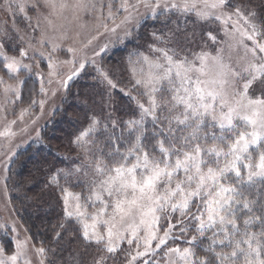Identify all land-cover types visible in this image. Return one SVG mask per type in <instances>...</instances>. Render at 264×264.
Listing matches in <instances>:
<instances>
[{
    "label": "snow or ice",
    "instance_id": "obj_1",
    "mask_svg": "<svg viewBox=\"0 0 264 264\" xmlns=\"http://www.w3.org/2000/svg\"><path fill=\"white\" fill-rule=\"evenodd\" d=\"M0 7L13 17L12 31L32 50V59H47L48 84L57 85L50 89L52 96L88 63L85 57L76 66L74 47L68 48L73 60L54 59L62 43L73 39L71 25L82 15L98 12L104 29H97L89 45L106 34L123 42L149 16L177 17L175 29L151 33L149 54L129 58L131 88L125 95L138 114L121 120L109 113L105 121L91 116L72 140L80 163L50 178L57 188L61 174L74 178L82 189L69 193L60 188L63 218L54 235L57 242L67 235L85 247L95 245L103 254L93 264L115 261L121 252L130 257L126 264L141 258L143 264H264V16L250 7V0H121L116 11L111 0H5ZM16 16L23 17L24 29ZM190 17L191 32L186 27ZM213 21L224 37L205 32L213 48L204 43L196 51L175 43L183 32L194 44L196 26ZM13 39L4 28V67L9 73L30 71L22 59L7 55L4 41ZM108 47L104 43L95 55ZM27 49H19L21 58L28 57ZM58 63L72 66L66 78L60 77ZM97 72L117 88L108 72L99 67ZM9 90L19 98V88ZM40 90L46 92L43 85ZM39 103L43 112L46 101ZM5 135L15 133L0 132ZM30 239L13 237L11 254L0 246V264H33L30 253L39 258L37 264H45L49 250ZM125 243L129 250L122 247Z\"/></svg>",
    "mask_w": 264,
    "mask_h": 264
},
{
    "label": "rangeland",
    "instance_id": "obj_2",
    "mask_svg": "<svg viewBox=\"0 0 264 264\" xmlns=\"http://www.w3.org/2000/svg\"><path fill=\"white\" fill-rule=\"evenodd\" d=\"M259 1L264 5V0ZM105 2H107V0H105ZM111 2L114 5V11L119 9L121 0H111ZM131 2L134 3L135 0H131ZM4 3L5 0H0V6H2ZM232 3H243V0H232ZM140 11L144 12V9L141 8ZM29 15L32 16L34 14L29 12ZM104 15L107 16V10H105ZM122 15V11L118 13V17ZM98 16V12L95 14L82 15V18L79 21L74 22L71 25L72 31L70 33L73 39L66 40L62 43L61 48L54 54V59L58 62L73 60L74 55L73 53L68 51V48L74 47L78 49V51L75 53L77 67L82 59H84L85 57L88 58V63L86 67L80 73L88 71L86 69L95 70L97 72L98 67L108 72L109 69L107 68L106 63H103L101 60L102 55L107 53L108 50L111 51L116 47H123V45H125V43L129 42L130 40L135 41L134 47L132 46L131 49H128L129 51H126L125 54L124 74L126 79L125 92H127L131 88L129 58L131 57L132 60H135L136 54L138 52L149 54L148 45L150 43H153L151 33L153 31L168 33L170 29H175L176 25L173 24L172 21L176 20L177 17L176 15H172L170 19H165L163 16H161L160 18L154 20L149 16L142 22L139 29H134L133 35L131 37L124 38L123 42L116 41V38L114 36L106 34L100 36L99 39L94 40L92 44L89 45L88 41L91 40L93 36L97 35V29H99V32L101 33H103L104 31V29L100 27V20L97 19ZM191 19V17L188 18L189 22L186 25L189 32H191L193 28L190 22ZM15 20L17 25L21 29L25 28L26 22L24 21L22 16H16ZM105 22L111 25L110 21ZM12 23L13 17L9 13L4 11L2 7H0V35H2V30L4 28H8L10 35L14 37L13 40L4 41L7 55L15 56L17 57V59H22L23 64L31 66V70L29 71L28 69L21 68L19 73H9L8 70L4 67L3 59L0 58L3 62L4 68V73L0 74V132L10 130V132L15 133V135L0 136V225L4 226L0 227V246H3L6 249V254H11L15 249L13 237H17L20 240H24L26 237H30L27 230L24 228L21 221L17 217V214L14 210L15 206L11 202L12 193L11 190H9L10 188L8 186V169L13 162L14 156L19 150H23L29 144L39 141L41 130L52 119L54 113L60 108L61 103L63 102L65 97L66 89L60 88V90L55 96L51 95L50 89L57 87V85L55 83L52 85L48 84L49 69L47 67V59L40 58L38 55L35 59H32V50L27 49V44L25 42L20 41L16 37V33L12 31ZM180 23L181 28H184L185 24L183 18H181ZM34 24L35 20L33 19V25ZM143 26L146 29L145 32L139 31L140 28H143ZM220 27L221 26L219 22L214 21L199 24L195 28L197 36L196 42L194 44L189 43L187 40L184 39L183 32H181L176 38H174L175 43L181 48L193 49L196 51H199L200 46L204 43H207L209 48H213L212 42L208 40L207 36H205L204 33L207 31H212L214 34L218 35L219 39H224L223 32L220 31ZM36 35H38V33H36ZM121 35L123 34L121 33ZM140 35H142V38L139 37ZM246 42L249 43V45L251 44L250 41ZM33 43H35V41H33ZM104 43L109 44L107 51L101 53L98 56L95 55V52L99 51L100 46ZM85 45H87V47H85ZM20 48H25L28 50L27 58H21L19 56ZM239 54L243 55V48L239 49ZM93 60L95 61V63H92ZM71 69L72 66L70 64L58 63V71L60 73V77L62 78H66L67 74L71 71ZM82 77L85 78V76H81L80 79ZM28 79L31 80L28 86H35L36 94H34L32 98L25 99L23 97V92L25 90V82ZM53 79L55 80L58 78ZM20 81H22L23 83H20ZM42 85L46 90L45 93H42L40 90ZM8 86H12L13 89L19 88V98H17V96L12 90L5 92V89L8 88ZM256 90L258 92V86ZM131 95L136 96L137 93L133 91ZM141 99L146 100V98ZM41 100L46 101L43 112H41L39 103ZM33 101H35V103H33ZM132 106V116H136L138 114V109L133 100ZM96 116L101 118V115ZM124 120H127V118ZM12 121H15V123H12ZM33 121H35V123H33ZM85 128H83L81 131H83ZM80 132L76 133V135H78ZM37 133H39V138L37 137ZM13 152L15 153V155H12ZM75 152L77 155L78 150H76ZM9 156H11V160L8 159ZM5 189H7V194H5ZM81 190V187L76 190H71L67 188V191L69 193H78L81 192ZM60 208L63 214L62 200L60 201ZM13 226L16 228V232H12L11 229ZM30 243L34 244L36 247L44 246L41 242H35L32 239H30ZM122 247L125 250H129V246L126 243ZM91 248L92 252L89 258V264H93V261L95 259H98L99 256L103 254L97 251L95 245H92ZM130 250L133 252V254H135L134 245ZM29 256L32 259L33 264H37L39 258L36 257L34 253H30ZM129 258L130 257H126L124 252H121L117 255L115 261L109 259L107 261V264H126V260ZM45 264H52L51 255L49 254V251L47 253V259ZM137 264H143V258L137 261Z\"/></svg>",
    "mask_w": 264,
    "mask_h": 264
},
{
    "label": "trees",
    "instance_id": "obj_3",
    "mask_svg": "<svg viewBox=\"0 0 264 264\" xmlns=\"http://www.w3.org/2000/svg\"><path fill=\"white\" fill-rule=\"evenodd\" d=\"M243 3H249V0H243ZM250 7L258 16H264V5L259 0H250ZM145 30L143 26L139 31ZM134 45L135 41L130 40L123 47L108 50L102 55L101 60L117 84L116 89H111L95 70L86 69L89 72L84 71L68 81L64 100L41 130L39 141L19 150L8 169V186L17 217L30 238L49 250L52 264H89L91 246H83L78 237L65 235L59 242L54 239L63 218L60 188L76 190L80 186L74 178L66 180L62 174L57 177L60 188L50 185L49 180L58 169L71 170L80 163L72 140L76 133L88 126L91 116L101 115L100 119L105 121L109 113L112 118L121 120L133 115L132 100L125 95L124 62L126 51ZM1 73H4V68L0 59ZM81 76L85 78L80 79ZM30 81L25 82V99L36 94V87L28 86ZM175 243L184 246L180 241Z\"/></svg>",
    "mask_w": 264,
    "mask_h": 264
}]
</instances>
